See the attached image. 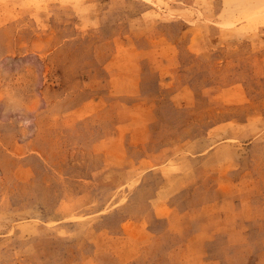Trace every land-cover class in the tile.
Masks as SVG:
<instances>
[{
    "label": "rangeland",
    "instance_id": "1",
    "mask_svg": "<svg viewBox=\"0 0 264 264\" xmlns=\"http://www.w3.org/2000/svg\"><path fill=\"white\" fill-rule=\"evenodd\" d=\"M0 264H264V0H0Z\"/></svg>",
    "mask_w": 264,
    "mask_h": 264
}]
</instances>
